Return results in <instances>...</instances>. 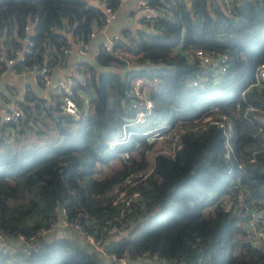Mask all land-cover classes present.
I'll use <instances>...</instances> for the list:
<instances>
[{"label": "trees", "instance_id": "obj_1", "mask_svg": "<svg viewBox=\"0 0 264 264\" xmlns=\"http://www.w3.org/2000/svg\"><path fill=\"white\" fill-rule=\"evenodd\" d=\"M148 1L157 16L123 29L118 55L99 44L92 58L80 61L85 83L73 82L76 119L62 112L61 102L45 105L25 93L20 111L44 128L20 122L22 139L0 143V264H114L121 257L128 264H264V248L251 243L245 211L264 220V125L256 118L264 116V79L249 85L255 66L264 63V0ZM103 16L99 6L81 0H0V52L21 45V27L29 22L24 61L51 68L62 59L67 38L88 40ZM197 48L212 50L216 63L192 84L195 69L186 67L185 52ZM221 54L227 60L220 73ZM145 63L149 67L129 68ZM134 76L143 77L152 108L143 122L130 124ZM206 113L225 116L227 143L214 124L190 128ZM163 124L169 127L161 129ZM179 125L187 129L172 154L147 155L152 145L145 131L161 130L167 145ZM123 128L128 137L110 146ZM116 158L117 167L95 175L96 165L111 166ZM147 166L151 170L129 188L139 197L127 206L110 204L111 184ZM60 209L67 232L30 241L58 219ZM73 224L115 259L88 248ZM112 224L117 230L108 234ZM18 235L24 240L18 242Z\"/></svg>", "mask_w": 264, "mask_h": 264}, {"label": "built area", "instance_id": "obj_2", "mask_svg": "<svg viewBox=\"0 0 264 264\" xmlns=\"http://www.w3.org/2000/svg\"><path fill=\"white\" fill-rule=\"evenodd\" d=\"M85 6L89 4H95L99 6L104 16L100 23L99 28L105 27L114 17L115 8L110 6L106 0H81ZM222 1L224 4H228L231 0H218ZM117 4H119V0H117ZM158 9L154 4H151L148 0H136L132 9V18L137 21L138 24L142 23L145 20L153 19L158 14ZM31 23L26 22L22 25L21 31L22 35L18 36V40L21 42V45L17 48H13L9 54H4L0 52V74H3L5 71H9L11 73L23 74L25 72H30L32 74L33 79L36 82H40V84L44 87V89L49 94H58L61 97V110L64 113H67L72 116L73 119L78 117V109L77 105L72 97L73 95V82L75 79L79 80V83L83 85L85 83V79L80 71V61L76 62L73 65L74 73L72 77L61 79H52L50 76V68L43 65L38 66L37 64H28L24 61L25 54L29 52V47L31 42L28 38V33L30 30ZM23 34H26L23 37ZM94 34V29L89 32L88 38ZM121 37V32H118L110 37H107L101 45L107 51H111L112 54L118 55L117 48L115 44L118 38ZM17 38V37H16ZM87 43L88 40H77L74 41L70 37L66 40V46L62 48V54L65 56L71 48L76 49V52L80 56H84L87 52ZM186 57V67L195 69V77L193 78L192 84H196V82L203 78L201 75L206 70L210 69L212 66V61L214 57V52L212 50H203L200 48L185 52ZM227 56L226 54H221L216 58L218 61L217 71L224 72L225 64H226ZM216 62H214L215 65ZM254 81L249 84L257 83L259 80L264 79V63H258L255 66L253 73ZM146 87L143 77L134 76L130 79L128 94L132 96L133 100L131 102V106L134 109L132 121L131 123H139L143 122L145 116L149 114L152 108V101L147 96ZM242 93V92H241ZM32 105V103H30ZM252 110L250 105L245 106V111ZM1 122L5 124V128L0 132V143L4 145L11 144L12 142L20 141L22 138V134L19 130L20 117L21 113L18 108H9L2 109L0 113ZM258 119V117H256ZM207 124H214L219 127L224 136V142L227 143L228 135H229V123L226 121L224 115L220 116H211L209 113L204 114L200 118V122L191 125L190 128L193 130H197L202 128ZM125 125V124H124ZM167 124H163L160 126L161 129L168 128ZM187 129V126H178L175 131H172L169 134V142L167 145L161 143L165 138V135L162 134L161 130H156L152 128L150 130L145 131V142L147 144H151L152 147L147 148V155L151 156L154 154H172V152L179 147V134ZM128 131L123 128L121 137L119 140H114L109 145L117 143L118 141H124L128 137ZM155 142L160 144L158 149H153V145ZM123 158L128 156V152L124 151L121 153ZM151 170V166H147L145 169L129 171L125 173L121 178L113 182L109 188L108 195L110 199V204H122L123 206H127L131 200H135L139 197V192L136 190H129L130 186L135 184L136 182L142 180L146 174ZM237 196L241 197V194L238 192ZM245 211H248V218L246 221L247 232L251 243L253 245H261L264 248V220L259 216V214L255 211L249 210L245 208ZM121 215V213H120ZM68 226L67 220L64 216L63 209H60L59 217L54 222H51L49 225L45 227H41L38 229L32 236L28 239L32 241V239L37 238L39 236H44L48 233H52L55 231L64 230ZM74 230L77 236L82 239L88 248L97 251L100 256L109 258L114 260V256L108 254L103 247L101 246L100 240L96 239L91 233L84 231L80 226L73 224ZM117 230V227L112 224L110 225L106 232L111 234ZM3 234L0 232V245L3 243ZM18 242L24 240V237L18 235L16 237ZM146 257V255H145ZM152 257H155L153 254ZM128 264L126 263L124 258H118L114 264Z\"/></svg>", "mask_w": 264, "mask_h": 264}, {"label": "crops", "instance_id": "obj_3", "mask_svg": "<svg viewBox=\"0 0 264 264\" xmlns=\"http://www.w3.org/2000/svg\"><path fill=\"white\" fill-rule=\"evenodd\" d=\"M135 1L136 0H119V4H117L115 7V14L113 19L103 28H99L100 26H94V34L88 38L86 54L84 56H80L76 52L75 47L71 48V50L65 56H63L57 64L53 65L50 68L51 78L64 80L65 78L72 77L74 73L73 65L76 62L82 61L86 58H92L98 45L101 44L107 37L121 32L123 29L133 30L137 26L141 25L142 23L138 24L137 21L132 18V9L135 4ZM214 59L212 61V65H214ZM25 93H30L37 99H43L45 105L51 104L54 106L55 102H61L60 95L55 93L49 94L40 84V82H36L33 79L32 74L30 72L18 74L5 71L3 74H0V113L2 109H19V104L21 102H24ZM27 103L30 104L32 102ZM20 113V122L22 127L26 122L28 126L40 127V124L38 122L33 125L31 120H28L23 112L20 111ZM4 128L5 126L1 122L0 118V132ZM26 131L27 130L25 129L24 131H22L24 135ZM34 131L35 130H33V134ZM57 232L66 233L67 230L64 229L61 231H55V233Z\"/></svg>", "mask_w": 264, "mask_h": 264}, {"label": "rangeland", "instance_id": "obj_4", "mask_svg": "<svg viewBox=\"0 0 264 264\" xmlns=\"http://www.w3.org/2000/svg\"><path fill=\"white\" fill-rule=\"evenodd\" d=\"M40 127L44 128L43 127V124H41ZM160 145H163V144H160L158 142H155L154 145H153V149H158L160 147ZM111 162H112L111 163V166H107V165H102V166L101 165H96V168H98V171H96L95 175L97 177H101V176L107 174L112 169V167H117L119 165V161H118L117 158L114 159V160H112ZM116 264H119V263H116Z\"/></svg>", "mask_w": 264, "mask_h": 264}, {"label": "water", "instance_id": "obj_5", "mask_svg": "<svg viewBox=\"0 0 264 264\" xmlns=\"http://www.w3.org/2000/svg\"><path fill=\"white\" fill-rule=\"evenodd\" d=\"M147 67H149V65L146 64V63L145 64L130 65L129 66L130 69H143V68H147ZM52 117L57 119V117H59V114L58 113H54V114H52ZM258 121L264 125V116H261V115L258 116Z\"/></svg>", "mask_w": 264, "mask_h": 264}]
</instances>
